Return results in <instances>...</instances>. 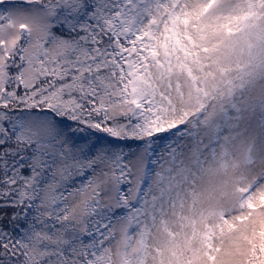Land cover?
Returning <instances> with one entry per match:
<instances>
[{"label":"snow or ice","instance_id":"1","mask_svg":"<svg viewBox=\"0 0 264 264\" xmlns=\"http://www.w3.org/2000/svg\"><path fill=\"white\" fill-rule=\"evenodd\" d=\"M0 264H264V0H0Z\"/></svg>","mask_w":264,"mask_h":264}]
</instances>
